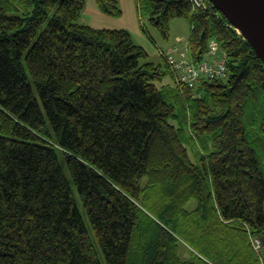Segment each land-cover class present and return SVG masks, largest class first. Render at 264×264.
<instances>
[{
	"label": "trees",
	"instance_id": "obj_1",
	"mask_svg": "<svg viewBox=\"0 0 264 264\" xmlns=\"http://www.w3.org/2000/svg\"><path fill=\"white\" fill-rule=\"evenodd\" d=\"M204 1L137 0L164 37L190 22L184 59L226 51L191 88L128 30L77 23L85 0H0V264H264V64Z\"/></svg>",
	"mask_w": 264,
	"mask_h": 264
},
{
	"label": "rangeland",
	"instance_id": "obj_2",
	"mask_svg": "<svg viewBox=\"0 0 264 264\" xmlns=\"http://www.w3.org/2000/svg\"><path fill=\"white\" fill-rule=\"evenodd\" d=\"M117 5L121 11L118 16L111 15L102 11L97 4L96 0H85V8L83 9L77 23L81 25H86L93 27L95 29H125L131 34L133 42L144 48L147 52V57L142 59L141 62H153L155 64H163V55L161 51L165 54H172L173 56L176 52L171 51L177 48V54L180 50H185V46L191 35V24L185 18H175L170 23L169 35L164 37L163 34L154 25H152L150 20V14L146 8H139L137 0H116ZM179 51V52H178ZM171 56V55H170ZM172 59L175 61H180L182 58ZM31 82V80H29ZM159 89L163 90L164 93L167 91L171 92L177 83L171 74H167L161 81L156 82ZM35 95L38 96L36 88H34ZM261 158V165L264 168V157L259 155ZM65 175L70 181L72 187V179L67 166L64 164ZM76 194V193H75ZM76 200L79 209L81 210L83 219L89 231V235L99 252V248L93 234V230L89 224V220L83 208V205L76 195ZM194 201L191 202L187 207L188 209L194 205ZM181 235L182 232L177 230ZM182 255L186 253L185 248H181ZM99 257L102 264H105L102 254L99 252Z\"/></svg>",
	"mask_w": 264,
	"mask_h": 264
},
{
	"label": "water",
	"instance_id": "obj_3",
	"mask_svg": "<svg viewBox=\"0 0 264 264\" xmlns=\"http://www.w3.org/2000/svg\"><path fill=\"white\" fill-rule=\"evenodd\" d=\"M246 39L264 64V0H209Z\"/></svg>",
	"mask_w": 264,
	"mask_h": 264
},
{
	"label": "built area",
	"instance_id": "obj_4",
	"mask_svg": "<svg viewBox=\"0 0 264 264\" xmlns=\"http://www.w3.org/2000/svg\"><path fill=\"white\" fill-rule=\"evenodd\" d=\"M196 8H206L207 4L204 0H191ZM210 52L208 57L200 63H193L188 59L174 61L172 55L168 56V60L176 72L177 80L180 83L188 85L191 88L196 87L205 77H225L227 73L228 55L225 50L221 49L215 41L210 43ZM256 251H260L262 243L259 239L253 241Z\"/></svg>",
	"mask_w": 264,
	"mask_h": 264
},
{
	"label": "bare ground",
	"instance_id": "obj_5",
	"mask_svg": "<svg viewBox=\"0 0 264 264\" xmlns=\"http://www.w3.org/2000/svg\"><path fill=\"white\" fill-rule=\"evenodd\" d=\"M208 7H209V4H208Z\"/></svg>",
	"mask_w": 264,
	"mask_h": 264
},
{
	"label": "crops",
	"instance_id": "obj_6",
	"mask_svg": "<svg viewBox=\"0 0 264 264\" xmlns=\"http://www.w3.org/2000/svg\"><path fill=\"white\" fill-rule=\"evenodd\" d=\"M181 54V53H180Z\"/></svg>",
	"mask_w": 264,
	"mask_h": 264
}]
</instances>
